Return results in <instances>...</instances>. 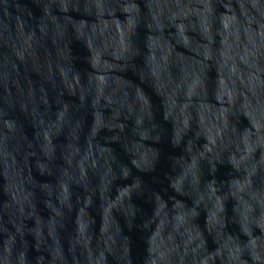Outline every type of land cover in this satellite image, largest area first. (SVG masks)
<instances>
[{
    "label": "water",
    "instance_id": "water-1",
    "mask_svg": "<svg viewBox=\"0 0 264 264\" xmlns=\"http://www.w3.org/2000/svg\"><path fill=\"white\" fill-rule=\"evenodd\" d=\"M0 264H264V0H0Z\"/></svg>",
    "mask_w": 264,
    "mask_h": 264
}]
</instances>
